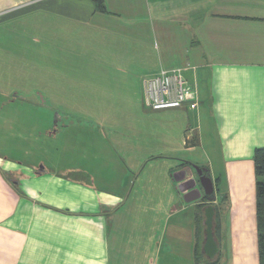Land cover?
I'll return each instance as SVG.
<instances>
[{"label": "crops", "instance_id": "0c3cea01", "mask_svg": "<svg viewBox=\"0 0 264 264\" xmlns=\"http://www.w3.org/2000/svg\"><path fill=\"white\" fill-rule=\"evenodd\" d=\"M101 2L0 0V138L31 127L12 112L55 120L34 162L0 141V264H261L264 0ZM174 69L197 108L145 107L143 80ZM194 167L212 200L180 189Z\"/></svg>", "mask_w": 264, "mask_h": 264}, {"label": "rangeland", "instance_id": "374dc122", "mask_svg": "<svg viewBox=\"0 0 264 264\" xmlns=\"http://www.w3.org/2000/svg\"><path fill=\"white\" fill-rule=\"evenodd\" d=\"M32 76V74H28V75H24V74H20L17 72V74L15 73L14 75H6V78L7 79H15L17 80L19 83L15 82V85L17 86V88L21 89L23 87H25L27 84H25L24 82L28 81V86L31 84H33L32 80L30 81V77ZM18 78H21L25 81H21V80H18ZM34 85H36V82H34V84L32 85L34 87ZM31 87V86H30ZM31 89V88H29ZM17 91H14L13 94H11L12 96H14V98L12 99H19L22 98L21 96H19L18 94H16ZM2 102V100H1ZM14 104H8L7 107L12 110L13 108H20V107H23L26 109L28 105H26L25 103H22V102H19V101H15L13 100L12 101ZM8 108L6 110H8ZM0 112H2V108H0ZM8 115H10V117H13V118H21L24 120V123H27L29 122L30 123V126L29 127V131L28 132H23L21 135H17V134H13V136H9V137H3V138H0V141L2 142H6V143H9L8 141H10V144H12V157H17L19 158L20 160H29V161H36L37 158H39V156H43L44 154V150L45 151H50L51 150V147H53V143L51 142V147L48 148L47 146V142L49 139H47L45 142H44V135H45V132L44 130H41V131H37L40 129V127L45 123H50L52 126L54 125L53 123L55 122L54 118L50 117V116H46V115H42L41 113L38 114V113H32L30 112L28 115L26 113L22 114L20 112L18 113H15V112H12V113H9ZM1 116V115H0ZM45 117H46V120H45ZM53 128H55L53 126ZM36 130V131H35ZM36 132L38 133V138L36 137V140L34 139H29L30 136H32L33 132ZM44 142L41 147H39V142ZM36 141V142H34ZM8 146V144H6ZM37 146V147H36ZM20 150H21V153H20ZM192 173L194 176L197 177V173L192 170Z\"/></svg>", "mask_w": 264, "mask_h": 264}, {"label": "built area", "instance_id": "2783aa9c", "mask_svg": "<svg viewBox=\"0 0 264 264\" xmlns=\"http://www.w3.org/2000/svg\"><path fill=\"white\" fill-rule=\"evenodd\" d=\"M145 107L154 110L179 109L186 104L197 108V92L184 78L181 69L162 71L143 80Z\"/></svg>", "mask_w": 264, "mask_h": 264}, {"label": "water", "instance_id": "95a60500", "mask_svg": "<svg viewBox=\"0 0 264 264\" xmlns=\"http://www.w3.org/2000/svg\"><path fill=\"white\" fill-rule=\"evenodd\" d=\"M197 177L192 173L188 174V180L181 182L180 189L182 192H188L187 201L200 199L202 196L209 197L213 190V183L205 169L194 167ZM194 177V178H193ZM180 182V181H179ZM193 195V197H192ZM195 195V196H194ZM189 197V198H188ZM215 219L216 208L213 205H208L205 209V243L203 246V254L210 262H215L220 254V245L215 236Z\"/></svg>", "mask_w": 264, "mask_h": 264}, {"label": "trees", "instance_id": "16d2710c", "mask_svg": "<svg viewBox=\"0 0 264 264\" xmlns=\"http://www.w3.org/2000/svg\"><path fill=\"white\" fill-rule=\"evenodd\" d=\"M92 1L96 3L98 7L102 5L101 0H92ZM254 161H255V175L257 178L256 195H257V216H258V235H259L258 247H259L261 264H264V147L258 148L256 150Z\"/></svg>", "mask_w": 264, "mask_h": 264}, {"label": "flooded vegetation", "instance_id": "af4514ba", "mask_svg": "<svg viewBox=\"0 0 264 264\" xmlns=\"http://www.w3.org/2000/svg\"><path fill=\"white\" fill-rule=\"evenodd\" d=\"M195 196V195H194ZM192 197H193V195H192Z\"/></svg>", "mask_w": 264, "mask_h": 264}]
</instances>
